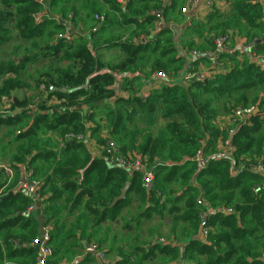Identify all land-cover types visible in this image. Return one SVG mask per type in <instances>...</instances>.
<instances>
[{
    "label": "trees",
    "instance_id": "16d2710c",
    "mask_svg": "<svg viewBox=\"0 0 264 264\" xmlns=\"http://www.w3.org/2000/svg\"><path fill=\"white\" fill-rule=\"evenodd\" d=\"M125 1L0 0V104L23 94L13 113L0 117V126L22 125L0 140V158H9L16 172L8 189L13 196L0 198V264L39 263L40 225L28 211L33 204L50 227L51 264L77 262L89 245L114 255L111 264H264V175L247 169L264 158V67L244 50L254 43L252 50L264 55V0H225L231 12L211 11L196 24L189 18L187 29L198 42L175 39L171 28L173 18L186 24L185 0ZM97 16H105L100 26ZM69 23L71 41L61 36ZM219 37L227 39L217 53L225 69L210 65L208 80L179 82L186 54L214 52ZM7 45L8 57L1 53ZM110 49L120 54L107 57ZM40 61L47 65L33 86L23 74ZM157 72L171 82L153 80ZM32 105L38 109L33 121ZM247 107L256 114L236 127L235 110ZM68 134L84 139L62 146ZM227 139L232 158L199 169L197 153L217 151ZM111 145L155 172L152 192L143 188L144 170L107 164ZM24 167L40 183V202L16 189ZM5 182L0 173V188ZM147 221L153 222L147 238L124 234ZM201 227L208 230L204 240L197 239Z\"/></svg>",
    "mask_w": 264,
    "mask_h": 264
},
{
    "label": "built area",
    "instance_id": "2783aa9c",
    "mask_svg": "<svg viewBox=\"0 0 264 264\" xmlns=\"http://www.w3.org/2000/svg\"><path fill=\"white\" fill-rule=\"evenodd\" d=\"M203 1L204 8L207 10V13L215 10H219L222 13H229L231 12L229 4L225 0H185L184 4L182 5L180 11L183 15L186 17H191L192 11L195 9L197 5H199L200 2ZM224 2L227 7L221 8L219 7L220 2ZM119 4L126 5L127 1L125 0H118ZM206 14V15H208ZM105 16H97L96 20H98L99 25L102 21H104ZM41 19V15H38L36 18V21H39ZM191 19V18H190ZM159 27L162 26V23L158 24ZM74 28V26L69 23V27L65 34L62 36L68 40L71 41L73 39V34L70 33V30ZM158 29V28H157ZM226 42L227 39L224 37H219L215 40V51L210 53H201L199 51H190L186 55L189 58V62L182 72V82L185 84L192 83V82H198V81H206L209 78L212 77V72L210 71V68H217L218 67V60H217V53L223 52L226 48ZM261 42V40L256 41ZM254 43H249L244 48L245 51H249L251 54L248 57L249 61L264 67V55L256 53V51H253ZM252 51V52H251ZM93 56H96L95 52H92ZM203 57H209L211 61V66L208 68V70H200L194 65L197 63L198 59ZM220 67V66H219ZM218 67V68H219ZM153 80H162V81H170V77L165 72H157L152 75ZM41 92L46 95L48 94V90H46L44 87H40ZM16 97H23L22 93L15 94L13 98L5 99L4 102L0 104V117H6L13 113V104ZM53 104L57 103V100L52 101ZM66 110L67 108H63ZM257 112V109L254 107H247V108H240L235 110L233 114L232 123L236 127L246 124ZM38 113V109L36 106H30L28 108V116L30 117V120L33 121ZM234 132H230V135H232ZM83 140L84 135H74V134H68L65 139L62 142V146H64L67 142H72L73 140ZM106 158H107V164L110 167L113 168H124L127 170H133V169H142L144 170L143 175V188L147 193H150L154 190V183L156 179L155 172L152 171L146 164H144L142 161L138 159H126L124 157H121L117 153V149L115 147H111L106 149ZM232 158V149L229 139L226 141H223L219 144V148L215 152L211 153H204L203 150L199 151L197 153V156L195 158V161L197 162V166L199 169H205L211 160H218V159H230ZM244 168L239 167L237 168L234 173L235 175L241 172ZM252 172L261 173L264 175V158L257 162L256 164L250 165L247 167ZM28 168H22L21 170V180L18 182V185L16 186L17 191L23 192L24 194L31 196L36 202H40L43 198L40 195V183L33 179L32 171H28ZM0 173H2L5 176L6 182L5 185L0 188V198L5 197L9 193V187L14 183L16 172L13 169V167L10 165L9 162H6L4 160H0ZM29 212H35L36 211V205L33 204L28 209ZM227 214H231L233 211L231 209L225 210ZM45 235L43 239V243L41 244L39 248V263L38 264H51L49 263V258L52 255V250L49 247V226H45ZM208 230H203V236L204 239L207 236ZM40 239V238H39ZM164 242L163 240H161ZM38 242V241H37ZM36 242V243H37ZM84 256H91L99 261V264H111L110 259L108 256L104 253L103 250L99 249L97 245H89L85 248ZM75 264V263H72Z\"/></svg>",
    "mask_w": 264,
    "mask_h": 264
},
{
    "label": "crops",
    "instance_id": "0c3cea01",
    "mask_svg": "<svg viewBox=\"0 0 264 264\" xmlns=\"http://www.w3.org/2000/svg\"><path fill=\"white\" fill-rule=\"evenodd\" d=\"M162 1H164L165 2V4L167 3V2H169V3H171V0H162ZM183 4V2H181V5ZM123 6H125V5H123ZM219 7H221V8H224V7H227L226 6V4L224 3V2H220L219 3ZM206 14H208L207 13V10L204 8V5H203V1L202 2H200L199 3V5H197L196 7H195V9L192 11V13H191V19H193V20H197V19H202V18H205V17H207L208 15H206ZM160 17V16H159ZM163 17V16H162ZM187 20H186V24L183 26V25H175V24H173V23H171V28L175 31V39L177 38L178 40L179 39H181V38H183V36L185 35V33L186 32H189V31H186L185 32V30L188 28V25H189V17H187L186 18ZM191 23V22H190ZM162 25L164 26V24H163V22H162ZM100 26V25H99ZM98 26V27H99ZM162 27V26H161ZM134 28V26H132V27H125V28H123V30L124 31H130V30H132ZM122 28H119L118 30H114L113 32H117V31H122L121 30ZM191 32V31H190ZM188 34V33H187ZM189 39H192V40H194L195 42H198V39H197V37L195 36V35H193V37L192 38H189ZM115 50H117V49H115ZM196 67L198 68V69H200V70H208V68L210 67V61L208 60V59H206L205 57H203V58H200V59H198V61H197V63H196ZM263 91H264V89H263ZM94 149H93V154L96 156V157H98L99 156V153H98V150H96V147H93ZM12 194V193H11ZM10 195V194H9ZM31 213H33V215L35 216V218L39 221V218H41V217H39L38 215H35V212H31ZM126 213V212H125ZM42 219V218H41ZM73 218H70L69 220H72ZM159 218L157 217V216H155L154 218H153V221H157ZM39 225H40V223H39ZM153 225V222L152 221H147V222H144L143 224H142V227H140V229L142 230L141 231V233H136V234H134L131 238L133 239V237H135V238H140V240H143L144 238H147V236H148V229L151 227ZM119 227V226H118ZM135 227V226H134ZM39 228H40V226H39ZM136 228V227H135ZM137 229V228H136ZM120 230H121V226L118 228V232H120ZM139 230V229H138ZM130 231V230H129ZM129 231H127V232H129ZM126 232V233H127ZM84 251L85 250H83L82 251V253H81V255L79 256V258H78V260H77V262L76 261H70L71 263L70 264H72V263H75V264H81V263H84L85 264V262H86V264H99V261L97 260V259H95V258H93V257H91V256H84ZM114 256V255H113ZM91 259H93V262H91V263H88L87 261H89V260H91Z\"/></svg>",
    "mask_w": 264,
    "mask_h": 264
},
{
    "label": "rangeland",
    "instance_id": "374dc122",
    "mask_svg": "<svg viewBox=\"0 0 264 264\" xmlns=\"http://www.w3.org/2000/svg\"><path fill=\"white\" fill-rule=\"evenodd\" d=\"M181 2L180 1H178V5L180 4ZM79 5H80V3H79ZM173 20L174 21H176V24H178V23H180L181 25L184 23L182 20H176L175 18H173ZM194 23L196 24L197 23V21L196 20H194ZM186 31H189V32H186ZM185 35L183 36V39H187V38H192L193 37V33L192 32H190V30H188V29H186L185 30ZM188 33V34H187ZM62 36V35H61ZM195 50H197V48H195ZM197 51H199V50H197ZM1 53H3V56H6V57H8V55H9V53H10V45H7V46H5V47H3L2 48V52ZM107 57H110V58H112V57H114V56H116V55H119L120 54V50L119 49H117V50H115V49H110V50H105L104 52H103ZM47 65V61H40V62H38V63H36V64H33V65H31V64H29L28 66H27V69H26V71H25V74H23L24 76H23V78L28 82V83H30V84H32L33 86H34V81H33V78L34 77H36V75H37V73L39 72V71H41L45 66ZM181 76L182 75H180L179 76V78H178V81L179 82H182V79H181ZM261 96H262V98L261 99H263L264 100V91H262V93H261ZM263 113H264V110H263ZM22 125L21 124H19V125H17L16 123H14L13 125H8V124H2L1 126H0V140H1V138L2 137H4L5 135H6V133H8L9 131H15V130H18V129H20V127H21ZM105 129V128H104ZM102 132H103V134H105V132H107V131H103L102 130ZM14 139V136L11 134V135H8V137H6L4 140V144H7V145H10L9 143L12 141ZM6 146V145H5ZM215 152V151H214ZM1 159V158H0ZM2 160V159H1ZM10 159L9 158H6L4 161H6V162H8ZM136 211V209L134 210V211H132V212H135ZM121 226V223H118V224H116L115 225V229L116 230H118V228ZM142 227V226H141ZM143 228V227H142ZM141 230V229H140ZM140 230H138V228L136 229L135 227H132L131 228V230L129 231V233H126V232H124V234H126V236H128L127 238H130L131 239V237L134 235V234H136V233H138ZM142 231V230H141ZM133 239H134V237H133ZM132 239V240H133ZM121 239L119 238V241H120ZM118 241V242H119ZM108 258L110 259V261H112V258H113V255H109L108 256ZM146 264H160L159 263V261L157 260V261H154V263H146Z\"/></svg>",
    "mask_w": 264,
    "mask_h": 264
},
{
    "label": "water",
    "instance_id": "95a60500",
    "mask_svg": "<svg viewBox=\"0 0 264 264\" xmlns=\"http://www.w3.org/2000/svg\"><path fill=\"white\" fill-rule=\"evenodd\" d=\"M37 2H40L41 0H36ZM160 17L163 16V13L159 14ZM15 61H17L16 59H14ZM220 70H224V67H219ZM21 111L20 108H17L13 114V116H16L19 112ZM129 185H127L123 191H122V195L119 198V200H123L126 197V193L128 191ZM13 196V194L8 195L7 199H10ZM39 223H40V229H39V234H40V239L38 240L37 243H35V248L37 251H39V248L41 246V244L43 243V239H44V235H45V221L41 218H39ZM197 239L200 240H204V236H203V227L200 228L199 230V234Z\"/></svg>",
    "mask_w": 264,
    "mask_h": 264
}]
</instances>
